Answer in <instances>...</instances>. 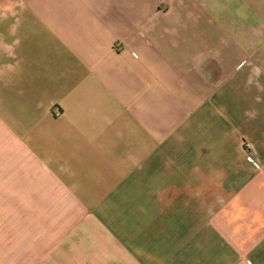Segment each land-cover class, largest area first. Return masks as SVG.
<instances>
[{
    "label": "crops",
    "instance_id": "crops-1",
    "mask_svg": "<svg viewBox=\"0 0 264 264\" xmlns=\"http://www.w3.org/2000/svg\"><path fill=\"white\" fill-rule=\"evenodd\" d=\"M0 264H264V0H0Z\"/></svg>",
    "mask_w": 264,
    "mask_h": 264
},
{
    "label": "built area",
    "instance_id": "built-area-1",
    "mask_svg": "<svg viewBox=\"0 0 264 264\" xmlns=\"http://www.w3.org/2000/svg\"><path fill=\"white\" fill-rule=\"evenodd\" d=\"M57 114H58V112H57Z\"/></svg>",
    "mask_w": 264,
    "mask_h": 264
}]
</instances>
